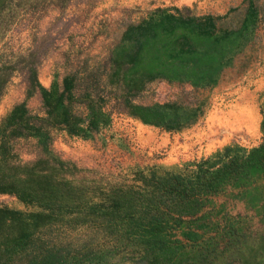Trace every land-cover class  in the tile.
<instances>
[{
  "label": "trees",
  "instance_id": "trees-1",
  "mask_svg": "<svg viewBox=\"0 0 264 264\" xmlns=\"http://www.w3.org/2000/svg\"><path fill=\"white\" fill-rule=\"evenodd\" d=\"M29 0H0V11ZM33 2V0H32ZM241 29L252 21L248 8ZM216 15L183 14L176 6H156L132 23L108 50L109 82H121L127 113L142 123L170 127L175 116L168 103L140 104L127 95L141 90L150 79L205 83L219 65L220 38L232 29L216 30ZM10 65L0 71V94ZM75 75L62 76L39 87L44 115L29 112L24 103L12 104L0 115V193L14 195L33 210L0 205V264H105L118 249L137 252L148 264H257L264 262V233H250L222 205L215 209L211 195L226 192L258 200L264 190V140L237 149L217 165L203 161L188 171H134L139 182L100 183L75 174L73 163L38 156L19 160L13 137L51 139L50 129L86 135L109 121L97 98L85 96V115L71 109ZM87 96L89 95L86 92ZM133 179V178H132ZM260 183V184H259ZM212 215L216 217H212ZM260 220L264 222V209ZM88 225L107 238L66 236L65 228Z\"/></svg>",
  "mask_w": 264,
  "mask_h": 264
},
{
  "label": "rangeland",
  "instance_id": "rangeland-1",
  "mask_svg": "<svg viewBox=\"0 0 264 264\" xmlns=\"http://www.w3.org/2000/svg\"><path fill=\"white\" fill-rule=\"evenodd\" d=\"M8 2L14 6L16 0ZM156 6H176L188 15L210 13L218 17L217 31L232 29L230 36L220 38L224 45L219 65L207 82L157 76L127 95L134 103H168L163 108L175 116L170 127L142 123L129 115L121 82L108 80V50L129 25ZM248 8L255 10L254 18L242 30ZM3 65L10 66L4 70L8 74L0 94V115L21 101L29 112L44 115L39 87H48L53 80L60 87L68 73L75 75L72 111L85 115L86 96L97 98L109 115L107 123L86 135L53 128L48 143L31 136L13 137V150L22 161L43 156L73 163L75 174L100 183H134L139 182L133 177L136 170L190 171L199 161L212 167L237 147L248 149L264 140V0H29L0 11V71ZM258 190L253 203L226 194V189L211 195L212 206L222 205L246 231L263 234L264 190ZM0 205L35 209L8 193H0ZM65 231L66 236L109 244L88 225ZM126 250L118 249L105 264H148L139 253Z\"/></svg>",
  "mask_w": 264,
  "mask_h": 264
},
{
  "label": "crops",
  "instance_id": "crops-1",
  "mask_svg": "<svg viewBox=\"0 0 264 264\" xmlns=\"http://www.w3.org/2000/svg\"><path fill=\"white\" fill-rule=\"evenodd\" d=\"M251 117H252V115H251Z\"/></svg>",
  "mask_w": 264,
  "mask_h": 264
}]
</instances>
